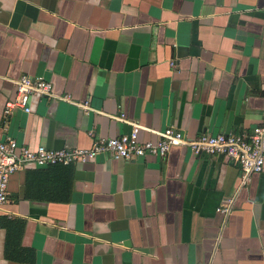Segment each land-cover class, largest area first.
<instances>
[{"label":"crops","instance_id":"obj_1","mask_svg":"<svg viewBox=\"0 0 264 264\" xmlns=\"http://www.w3.org/2000/svg\"><path fill=\"white\" fill-rule=\"evenodd\" d=\"M23 76L68 99L6 115ZM133 124L143 141L263 125L264 0H0L2 139L90 149ZM241 177L184 147L28 166L9 183L0 264H264V171Z\"/></svg>","mask_w":264,"mask_h":264},{"label":"built area","instance_id":"obj_2","mask_svg":"<svg viewBox=\"0 0 264 264\" xmlns=\"http://www.w3.org/2000/svg\"><path fill=\"white\" fill-rule=\"evenodd\" d=\"M16 97L6 103L4 113L11 114L15 109L25 113L31 112L30 101L34 95H43L52 99L67 100L68 96L57 95L51 82L43 77L34 79L23 76L16 81ZM143 130L139 124H133L131 133L118 137L100 138L90 149H50L40 146L33 150L20 146L12 138L0 137V228L1 217L9 203V183L16 173L28 166L48 167L86 163L96 157L109 154L116 160L134 161L155 156L166 158L175 148H190L193 153L222 155L238 164L241 170L242 183L250 181L252 176L264 171V124L249 134L203 135L189 139L175 127L153 132L157 140H141ZM219 213H229L228 205H222Z\"/></svg>","mask_w":264,"mask_h":264},{"label":"trees","instance_id":"obj_3","mask_svg":"<svg viewBox=\"0 0 264 264\" xmlns=\"http://www.w3.org/2000/svg\"><path fill=\"white\" fill-rule=\"evenodd\" d=\"M2 225V224H1Z\"/></svg>","mask_w":264,"mask_h":264}]
</instances>
